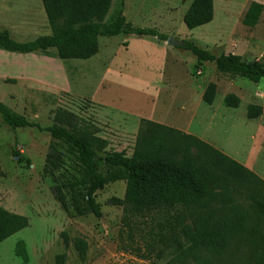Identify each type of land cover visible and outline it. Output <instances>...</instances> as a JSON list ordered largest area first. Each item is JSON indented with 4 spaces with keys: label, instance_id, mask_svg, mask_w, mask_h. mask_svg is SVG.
I'll return each mask as SVG.
<instances>
[{
    "label": "rangeland",
    "instance_id": "1",
    "mask_svg": "<svg viewBox=\"0 0 264 264\" xmlns=\"http://www.w3.org/2000/svg\"><path fill=\"white\" fill-rule=\"evenodd\" d=\"M191 1L123 0L122 14L133 27L193 42L217 56L236 54L264 62V0H213L212 21L187 30L182 18ZM253 1L263 11L258 24L248 28L242 18ZM118 7L119 0H113L106 22ZM2 29L20 42L50 33L40 0H0ZM208 83L217 87L210 106L201 102ZM227 94L237 96L241 106L226 108L222 100ZM247 105L260 106L261 115L249 120ZM0 106L42 127L51 125V112L62 108L95 126L97 136L107 142L106 153L126 158L132 156L140 120H149L195 136L264 181V79L253 84L227 78L213 63L198 65L189 52L154 37L99 38L94 57L67 63L53 49L32 54L0 51ZM50 143L47 133L12 130L0 120V207L28 221L26 228L0 243V264H24L14 254L18 241L24 243L26 264H58L60 255L62 264H176V210L124 213L109 204L112 198H123L122 181L96 192L100 219L65 213L52 196L54 181L43 174ZM74 174L68 161L55 173L63 183ZM232 203L246 207L250 201L237 192ZM210 209L213 220L240 222V215L221 202ZM260 218L264 225V215ZM75 239L86 243L84 261L73 248Z\"/></svg>",
    "mask_w": 264,
    "mask_h": 264
},
{
    "label": "trees",
    "instance_id": "2",
    "mask_svg": "<svg viewBox=\"0 0 264 264\" xmlns=\"http://www.w3.org/2000/svg\"><path fill=\"white\" fill-rule=\"evenodd\" d=\"M40 1L50 33L20 42L2 29L0 51L32 54L53 49L58 59L67 63L94 57L99 51V38L134 35L167 40L155 29L133 27L126 22L122 14L123 0H119L116 14L108 22L105 18L113 0ZM262 11L260 3L250 2L242 25L255 27ZM212 19L213 0H192L182 22L187 30H193ZM178 48L189 52L198 65L213 63L215 70L227 78L239 77L253 84L264 79L261 60H243L236 54L217 56L190 41H184ZM216 96V85L208 83L201 102L210 106ZM222 103L230 109L241 106L234 94L225 95ZM245 109L249 120L262 113L258 105H247ZM51 116V125L42 127L0 106V120L4 126L12 130L36 129L51 138L43 174L54 181L52 196L65 213L100 219L102 214L95 200L96 192L122 181L125 183L123 198H112L109 204L121 207L124 213L176 210L174 227L179 238L172 240L176 264H264V225L260 218L264 215V181L251 171L195 136L149 120H140L132 156L126 158L120 153L105 152L107 142L97 136L92 123L62 108L53 110ZM14 155L23 160L18 152ZM66 161L70 162L75 174L63 183L55 173L63 169ZM237 192H244L250 204L242 207L232 203ZM219 202L240 215L238 225L212 219L210 206H219ZM27 226L24 216L0 207V243ZM73 248L78 259L84 261L86 243L75 239ZM14 254L22 263L28 262L22 241L16 242ZM63 259L64 255H60L58 264H62Z\"/></svg>",
    "mask_w": 264,
    "mask_h": 264
},
{
    "label": "water",
    "instance_id": "3",
    "mask_svg": "<svg viewBox=\"0 0 264 264\" xmlns=\"http://www.w3.org/2000/svg\"><path fill=\"white\" fill-rule=\"evenodd\" d=\"M165 43L168 46L173 47V48L183 46V44H184L183 41H175L171 37L167 38V40L165 41Z\"/></svg>",
    "mask_w": 264,
    "mask_h": 264
}]
</instances>
